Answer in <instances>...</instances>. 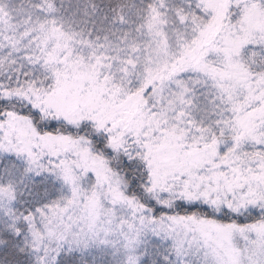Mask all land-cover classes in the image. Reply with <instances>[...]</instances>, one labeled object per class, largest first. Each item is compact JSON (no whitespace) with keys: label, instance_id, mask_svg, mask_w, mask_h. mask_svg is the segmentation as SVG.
Listing matches in <instances>:
<instances>
[{"label":"snow or ice","instance_id":"obj_1","mask_svg":"<svg viewBox=\"0 0 264 264\" xmlns=\"http://www.w3.org/2000/svg\"><path fill=\"white\" fill-rule=\"evenodd\" d=\"M0 264H264V0H0Z\"/></svg>","mask_w":264,"mask_h":264}]
</instances>
